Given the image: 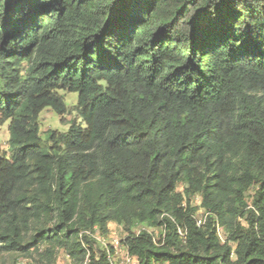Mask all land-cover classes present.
I'll return each mask as SVG.
<instances>
[{"label":"trees","instance_id":"16d2710c","mask_svg":"<svg viewBox=\"0 0 264 264\" xmlns=\"http://www.w3.org/2000/svg\"><path fill=\"white\" fill-rule=\"evenodd\" d=\"M5 122L0 259L108 264L115 223L137 264H264V0H0Z\"/></svg>","mask_w":264,"mask_h":264},{"label":"rangeland","instance_id":"374dc122","mask_svg":"<svg viewBox=\"0 0 264 264\" xmlns=\"http://www.w3.org/2000/svg\"><path fill=\"white\" fill-rule=\"evenodd\" d=\"M62 95L65 105L66 112L63 116H59L56 114L51 108L45 107L42 109L38 116V124H39V133L43 140L46 138V133L49 130H58L65 131L68 128V122L77 118V112L74 109V106L77 103V93L76 92H68L65 90L59 91ZM63 118V121L61 120ZM8 122H5L0 126V148L5 151V153L10 154L8 150ZM253 192V189H250L247 192V200L250 202V197ZM197 199L195 202L197 203ZM143 225H139L137 229H139ZM110 233L116 234L118 236H122L126 233V231L122 228L121 225H117L115 223L109 224ZM159 233V232H158ZM220 237L224 241L226 240V235L223 231L220 230ZM55 264H72L71 259L65 254V252L60 249L55 255ZM0 264H44L41 258L35 253L28 256H14L10 254H4L0 259Z\"/></svg>","mask_w":264,"mask_h":264},{"label":"built area","instance_id":"2783aa9c","mask_svg":"<svg viewBox=\"0 0 264 264\" xmlns=\"http://www.w3.org/2000/svg\"><path fill=\"white\" fill-rule=\"evenodd\" d=\"M197 225H202L204 223L205 213L203 209L199 208L197 210ZM140 230H145L148 233L157 235L158 230L141 226L139 229L135 230L137 234ZM85 234L90 235L94 240L103 248L105 251V258L108 264H137V258L131 254L125 244L126 233L122 236H118L113 233H108L106 235L101 234L99 230L94 227L93 231H85ZM178 234L181 237L185 236V231L179 229ZM162 237H164V232H162ZM81 264H88V257L86 255L85 259Z\"/></svg>","mask_w":264,"mask_h":264}]
</instances>
